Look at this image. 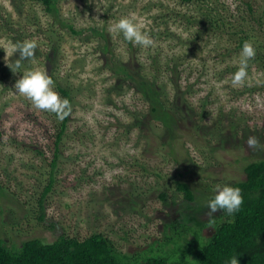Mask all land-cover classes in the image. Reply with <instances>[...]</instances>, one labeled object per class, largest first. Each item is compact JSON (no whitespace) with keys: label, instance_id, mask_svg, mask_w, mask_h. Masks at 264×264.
Instances as JSON below:
<instances>
[{"label":"rangeland","instance_id":"374dc122","mask_svg":"<svg viewBox=\"0 0 264 264\" xmlns=\"http://www.w3.org/2000/svg\"><path fill=\"white\" fill-rule=\"evenodd\" d=\"M214 3L228 18L236 16L240 1L201 0L193 5L183 0H56L53 15L37 0H0V42L35 41V56L22 62L24 68L46 71L58 94L54 78L74 96L53 167L57 113L15 94L20 76L6 64H14L19 54L4 61L0 49V238L8 246L31 238L54 242L65 235L84 240L100 233L123 253L145 255L152 248L165 252L175 247L168 236L178 220L188 227L202 222V236L213 234L220 211L209 222L206 198L214 185L245 179V165L264 158V147L247 145L255 136L264 146V90H259L264 74L252 69L234 83L232 67L239 63V51L229 36L194 34L198 26L191 30L186 21ZM258 3L264 8V0ZM132 13L151 37L150 46L132 43L131 48L122 33L109 31L112 23ZM57 16L66 25L58 24ZM101 33L110 40V52L103 48ZM192 34L198 42L186 45ZM49 38L60 42L57 53ZM130 52L141 61L156 53L184 55L182 84H193L189 100L197 113L205 101L203 121L193 116L202 128L186 122L169 130L144 118L149 105L134 89L125 85L121 95L109 91L117 78L106 63L128 61ZM133 113H142V128L130 126ZM52 173L55 181L42 205ZM181 180L194 190V202L178 190ZM188 239H194L192 232ZM181 246L190 254L195 247Z\"/></svg>","mask_w":264,"mask_h":264},{"label":"trees","instance_id":"16d2710c","mask_svg":"<svg viewBox=\"0 0 264 264\" xmlns=\"http://www.w3.org/2000/svg\"><path fill=\"white\" fill-rule=\"evenodd\" d=\"M37 1L42 4L48 14H56V0ZM200 1L183 0L193 5ZM239 1L236 16L225 17L219 4L214 3V7L209 6L204 10L200 7V16H185L187 24L189 26L192 24L189 27L191 30L192 27L198 26V29L193 30L194 34L200 35V33L210 31L214 36L216 34L228 35L229 42L235 45V51L239 53L243 42L251 41L256 54L249 60L247 72L256 69L264 74V8L258 5V0ZM56 19L58 24L63 25L64 22L58 16ZM69 29L72 33L79 34L71 26ZM195 36L198 35H194L186 45L191 46L197 43ZM101 38L104 40L103 48L110 52V40L105 35ZM59 43L58 40L49 38V44L54 53L60 50ZM129 45L132 48L131 42ZM185 60L184 55L161 57L159 53H156L154 56L147 57L146 61H141L138 56L130 52L128 61L119 62V60L106 63L110 68L113 67L111 69L117 78V82L110 87L109 91L121 95L125 85L127 88L134 89L149 105V110L143 114L144 118L150 117L160 121L169 130H173V126L178 127L186 122L196 128H202L200 124L194 122L193 116L196 113L198 121H203L206 114L205 101L204 104L203 100L201 101L199 106L202 109L197 113L189 100L193 84L189 83L184 86L182 84L184 80L182 66ZM238 67L239 63L232 67L234 73ZM54 79H56L55 85L60 96L67 98L70 105L64 113H57L53 167L56 166L57 158L61 154V144L67 132L74 105L73 90L61 85L57 78ZM262 82L259 90H264V80ZM141 114H132L135 119L130 125L132 128L136 125L142 128L145 124L144 119L140 118L143 116ZM3 138L0 116V143ZM171 138L174 140V137ZM52 169V172H55V169ZM244 173L245 179L232 182V186L241 189L243 204L240 210L232 215L220 211V218L214 223L213 234L208 238L201 234V229L206 224L197 221V227H188L179 220L170 226L172 235L168 236L175 247L165 252L159 250L153 252L155 248H152L149 251L150 254L145 255L123 253L115 248L108 237L100 233H94L84 240L65 235L60 236L54 242L31 238L19 246L12 247L0 238V264H225V261L234 254L239 255L240 264H264V158L247 163ZM50 180L41 199L42 205L54 184V173L51 174ZM177 185L186 200L190 202L196 200V194L188 182L181 180ZM2 191L0 181V192ZM161 198L165 199V194H162ZM191 232L194 239L189 240L188 236ZM176 241H181L186 245L194 244V250L190 251L193 258L190 257V253L183 252L182 243L176 245ZM165 245H168V241Z\"/></svg>","mask_w":264,"mask_h":264},{"label":"clouds","instance_id":"9594fccd","mask_svg":"<svg viewBox=\"0 0 264 264\" xmlns=\"http://www.w3.org/2000/svg\"><path fill=\"white\" fill-rule=\"evenodd\" d=\"M109 31L122 33L124 40L143 47L150 46L151 37L141 30V24L136 20L135 14L121 17L110 25ZM37 45L33 40L0 42V49L5 53L4 61L17 53L19 58L14 64H6L11 72L19 74L20 78L15 81V94L27 97L37 108L49 110L55 113H64L69 108L70 101L62 98L53 88V80L46 71L33 67L24 68L23 61L31 60L35 56ZM255 49L251 41H244L239 53V67L233 74V82L240 83L247 76L248 62L255 56ZM6 63V62H5ZM247 145L253 149L264 147L255 136H250ZM243 204L241 189L228 183H217L206 198L207 217L209 222L217 211H224L232 215L240 210ZM225 264H240L239 255L230 256Z\"/></svg>","mask_w":264,"mask_h":264}]
</instances>
